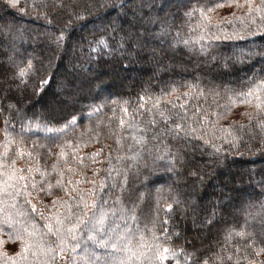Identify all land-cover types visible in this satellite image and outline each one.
<instances>
[{"label":"trees","instance_id":"1","mask_svg":"<svg viewBox=\"0 0 264 264\" xmlns=\"http://www.w3.org/2000/svg\"><path fill=\"white\" fill-rule=\"evenodd\" d=\"M126 1L117 0V4H125ZM26 2L30 4L32 0H19L21 6ZM74 2L80 5L79 10L83 12L80 19L68 21L66 16H61L52 23H48L42 13L31 7L18 10L0 5V28H3L0 34V65H3L0 67V153L3 152L5 117L11 121L8 133L14 141L9 146V155L15 152V141L22 140L26 151H31L32 145H36L33 157L39 160V165L32 161L33 168L47 167L51 172V165L56 163L61 149L67 153L66 159L69 160L75 151L77 156L84 157L85 166L73 163L72 167L84 173L89 180H95L98 188L109 171L108 157L111 152L112 168L123 172L126 167L132 166L129 168V179L134 173L139 177L134 184V188L143 193L138 215L147 217L157 198L162 206L172 203L174 212L177 208L174 198L183 201L176 213L175 223L176 230L181 234L179 244L185 247L188 246L183 239L185 236L198 247L201 241L207 246L220 235L219 229L225 224L238 226L243 223L247 213L255 214L260 203L264 202V188L259 184L264 177V151H261L264 144L260 148L255 147V143L249 141L247 128L243 132L237 131L241 124L249 123L241 113L247 110L255 115V112L252 107L231 103L229 97L232 93L227 90L241 88L242 81L264 68V61L256 55L227 69L220 66L229 57H246L251 49H264V35L259 31L255 35H248V29L244 27L249 23L241 19L247 14V7L225 5L208 14L212 35L205 32L208 39L202 42L211 43L213 47L209 53L217 57L209 62L210 57L190 54L182 47L176 51L169 48L168 43L181 24L177 17L183 6L178 0H141L137 5H126L123 9L126 15L118 14L119 7L111 6L84 11L91 0ZM240 2L243 3V0ZM255 2L259 4L260 0ZM95 17H101V20L94 23ZM87 24L91 25L86 30L79 29ZM192 25L195 27V19ZM61 28L64 38L57 47L53 41ZM162 28L169 31L162 32ZM104 30L117 40L125 33L130 34L131 39L125 44L127 51L108 55L96 50L94 41L98 33ZM212 36L221 39L215 40ZM224 36L231 39H223ZM9 57L19 68H25V62L30 60L40 71L37 74L29 73L26 83L19 84L18 80L9 78L12 72L18 71L10 66ZM45 74L48 82L36 90L38 77ZM190 85L198 87L190 88ZM201 91L204 95L197 96ZM186 92L191 96L185 97ZM157 98L161 100L160 108L169 110L166 115L181 111L179 107L172 109L168 101L177 106L186 105L189 115L197 104L207 110L206 138L210 143L197 150L186 147L183 167L177 165L171 171L165 167L164 160H157L156 157L165 152L166 144H176L177 141L171 137L163 138V143L149 139L141 148L132 139L133 135H145L140 129L145 127L150 115L155 114V111L149 114L147 110L152 109ZM10 103L14 106L11 112L6 110ZM124 108H127V113H124ZM155 115L160 121L159 115ZM121 118L126 121L123 128L119 125ZM131 123L138 127H129ZM158 127L163 128L162 121ZM225 130L241 136L252 151L243 146L238 151H224L217 162V157L212 155L214 149L211 143L228 149V143L222 138L231 140L232 136ZM213 131L215 136L212 135ZM118 134L123 137L122 148L116 144ZM153 134V131H149L147 136ZM114 148L117 150L113 151ZM49 149L51 155L46 156ZM98 151L101 154L95 156L97 163L92 164L91 158ZM134 153H139L135 161L129 159ZM117 156L122 159H116ZM29 163L25 155L17 159L16 167L25 169ZM93 169L98 174L94 175ZM113 175L116 173L113 172ZM33 176L37 188L31 189L33 181L30 179L28 191L32 192L31 197L21 192L13 200L0 193V208L3 209L0 212V264H40L44 257L38 245L47 247L55 239L46 234L44 225L57 211L61 218L64 216L65 210L60 206L59 198L67 197L55 187L56 174L52 173L46 178L54 185L53 195L50 196L39 191L42 186L39 172H34ZM65 177L68 178L67 172ZM74 179L81 181L83 177L75 175ZM111 182L109 178L108 183ZM92 188L91 183H79L77 190L86 194ZM28 199L36 205L37 211L31 210V205L25 202ZM104 199L109 201L105 207H111L112 198L105 196ZM54 200L57 201L55 208L52 207ZM13 204L15 207H12ZM213 210L216 217L212 222L201 224ZM114 211H119V205ZM5 216L11 217L10 224L4 223ZM25 227L28 228L27 232L24 231ZM198 234L203 237L199 238ZM173 242H176V237H173ZM15 245L17 248L13 250ZM22 245L30 246L22 252ZM87 247L89 251L92 250L90 241ZM100 251H97V255ZM258 259L264 260V254ZM168 264H173V261L169 260Z\"/></svg>","mask_w":264,"mask_h":264},{"label":"snow or ice","instance_id":"2","mask_svg":"<svg viewBox=\"0 0 264 264\" xmlns=\"http://www.w3.org/2000/svg\"><path fill=\"white\" fill-rule=\"evenodd\" d=\"M131 2V0H129ZM176 2V0H172ZM183 6L182 12L177 18L181 20V24L177 26L175 35L169 41L170 49L176 51L183 50L190 54H198L201 56L210 57L209 62L217 59L211 56L209 49L213 47L211 43H203L208 39L204 35L208 32L211 36L210 24L211 18L209 13L216 8L227 5L231 7L233 4L237 8L247 7V14L242 17V20H247L249 23L244 25L248 29V35H255L258 31L264 35V0H260L257 4L255 0H178ZM0 5H6L8 8L21 10L25 7H31L34 11L38 10L43 14V18L48 22L58 20L61 16H66L68 21L72 19H80L83 12L80 11V5L74 0H32L29 4L26 2L21 6L19 0H0ZM195 5H199L196 7ZM113 7L124 9V3L117 4V0H91V4L84 9V11H91L93 8ZM144 5H141L143 7ZM196 20V25L193 27L192 21ZM67 22V21H66ZM7 27V26H5ZM186 29V31H185ZM11 29H9L10 31ZM167 28H162V32H168ZM3 33V28H0V34ZM183 33V34H182ZM192 33H195L193 35ZM239 35V33H234ZM64 38V30L61 28L59 34L56 35L54 43L59 47ZM131 39L130 34L125 33L119 40L115 36L108 34L107 30L99 32L94 46L98 51H103L108 55H115L127 51L125 44ZM212 39L219 40L221 37L212 36ZM223 39H231L230 36H224ZM131 48V45H128ZM259 55L260 59L264 61V49H251L245 56H238L235 59L231 57L224 60L221 67L227 69L230 65L235 66L237 63H243L245 58L251 59L253 56ZM10 66L17 68L18 71L12 72L9 77L11 80H18L19 84L26 83V77L29 73L37 74L39 69L35 68L31 61L25 62V68H19L11 57L8 58ZM3 67V65H0ZM48 82L47 74L38 77L35 85L36 90L40 89L42 84ZM242 87L238 90H227L232 93L229 97L233 104L239 103L247 107L254 108L255 115L247 110L241 113L242 116L247 117L249 123L241 124L237 131L243 132L245 128L249 129V141L255 143V147L260 148L264 144V68L258 73H253L251 78L241 82ZM19 87V85H17ZM190 88L198 87V85H190ZM201 91L197 96H203ZM185 97H190L191 94L184 93ZM194 98V97H193ZM143 99V98H141ZM206 100V97H205ZM172 109L179 107L181 111H175L169 115L165 113L168 109H161V100L157 98L153 104L152 109H148L149 114L155 111L158 114L160 121H157L156 115H150L145 127L140 131L145 133L137 137L132 136L135 144L143 148L149 141L158 140L163 143V138L171 137L172 140L177 141L176 144H166L165 152L156 157L157 160H164L165 167L169 171L174 170L177 165L183 167L184 158L186 155V147L191 146L193 150L201 149L204 145L209 144L207 136L208 116L207 110L202 109L197 104L189 115V110L186 105L177 106L172 101L167 102ZM13 105L10 103L7 106L8 111L13 110ZM18 111V109L16 110ZM127 113V108L123 109ZM162 121L163 128L158 127ZM11 121L4 118V143L3 152L0 153V193L15 200L21 193L25 192L28 197L32 196V192L28 191L31 179V189L36 190L37 184L35 182L34 172H39L41 177L40 192L45 195H53L52 188L54 185L46 178L52 173L56 174L55 187L64 193L67 199L59 198L60 206L65 210L63 218L57 211L53 214L49 223L44 227L47 230L46 234H50L55 239L52 240L47 247L38 245L41 255L44 257L40 264H168L169 260L173 264H264V260L258 259L264 254V202L259 205L258 211L253 214L247 213L243 223L239 224H225L222 229H219L220 235L210 245H204L200 242L199 247L196 243L189 240L187 236L183 237L187 243V247L179 244L181 234L176 230V213L183 205V201L175 199L176 211H173L172 203L160 204L159 198L155 201V206L147 212V217L138 215L143 200V193L134 188L135 180L138 175L135 173L129 179L128 166L123 172H120L111 166V152L109 153V171L106 176L99 183L95 180H89L82 172H78L76 168L72 167L75 163L79 166H85L84 157L77 156L75 151L71 160L66 159L67 153L61 149L57 154L56 163L51 165V172L47 167H32V161L39 165V160L33 157V152L36 150V145H32L31 151H26L22 146L23 141H15L17 147L12 156L9 155V146L14 143L13 139L9 138L8 126ZM124 118L119 120L121 128L125 125ZM129 127L136 128L135 123L129 124ZM149 131L154 134L151 137L147 136ZM228 131V135L232 136L231 140L226 137L222 138L228 143L229 148L223 149L221 145L211 143L214 149L212 155L217 157V162L220 155L224 151H237L241 146L252 151L248 142H244L241 136L234 135L232 131ZM215 136V132H212ZM257 137L259 140L257 141ZM183 141V143H180ZM203 143H200V142ZM116 144L123 147V137L117 135ZM159 147V144L156 145ZM104 147H107L105 145ZM117 149H113L116 151ZM131 150V146H129ZM102 151V150H101ZM264 151V148H261ZM100 151L96 152L91 158V163H97L95 156H99ZM139 153H134L129 159L135 161ZM27 155L30 163L25 169L16 167V161ZM50 149L46 156H50ZM120 160L122 157L117 156ZM7 161V162H4ZM47 163L45 159V164ZM25 172L27 175H25ZM68 173V178L65 173ZM113 172L116 175H113ZM93 174H98L96 169H93ZM194 174V173H190ZM75 175L83 177L81 181L74 179ZM116 177H119L117 179ZM109 178L111 183H108ZM201 181L203 177H200ZM79 183H91L93 188L86 194L78 191ZM260 187L264 188V177L259 181ZM75 193V195H73ZM100 197L98 200L97 197ZM111 197V207L106 208L105 205L109 203L104 197ZM31 205L33 212L37 211L36 205L31 204V200L25 201ZM2 203V201H0ZM57 201L52 202V207L55 208ZM119 205V211H114ZM15 207V204L12 205ZM248 207H254L249 205ZM91 210V215H89ZM0 212L3 209L0 208ZM163 212V215L161 213ZM43 216V214H41ZM216 217V212L213 210L208 216L201 221V224H210ZM54 221V223H53ZM119 221V223H117ZM143 221V223H142ZM5 224L11 223V217L5 216ZM67 223V227L65 224ZM195 223V221H194ZM171 229V231H169ZM24 231H28L25 227ZM86 233V236L84 235ZM30 235L34 233H29ZM173 237H176V242H173ZM90 241L92 250L89 251L87 242ZM82 244L84 246H82ZM30 245H22V252L27 251ZM100 254L97 255V251ZM27 259V257H22Z\"/></svg>","mask_w":264,"mask_h":264},{"label":"rangeland","instance_id":"3","mask_svg":"<svg viewBox=\"0 0 264 264\" xmlns=\"http://www.w3.org/2000/svg\"><path fill=\"white\" fill-rule=\"evenodd\" d=\"M141 0H131V2H129L128 0L125 2V5H131V6H133V5H137L139 2H140ZM90 4H88V6H89ZM117 12H118V14H124V15H126L125 13H124V11H123V9H120V8H117ZM113 14H115V13H113ZM153 19L155 18V16H151ZM149 19V18H148ZM101 20V17H95L94 18V23L95 22H99ZM91 24H87V25H83V26H80L79 27V29H81V30H86L87 28H89V26H90ZM60 61V60H59ZM63 62V64L65 63L64 61H62ZM199 238H202L203 237V235H201V234H198L197 235ZM17 248V246L15 245V247H12V249L13 250H15Z\"/></svg>","mask_w":264,"mask_h":264}]
</instances>
